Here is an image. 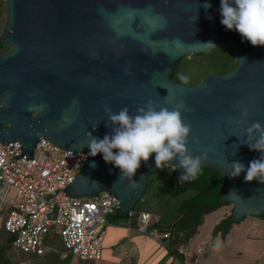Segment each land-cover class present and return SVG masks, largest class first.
I'll return each mask as SVG.
<instances>
[{
    "label": "water",
    "instance_id": "1",
    "mask_svg": "<svg viewBox=\"0 0 264 264\" xmlns=\"http://www.w3.org/2000/svg\"><path fill=\"white\" fill-rule=\"evenodd\" d=\"M4 7L0 44L8 49L0 55V143L18 141L25 160L40 137L85 151L66 193L110 192L122 215L157 169L155 153L131 180L120 179V169L102 153L90 155L87 143L90 135L112 133L106 105L114 113L128 107L135 115L152 100L179 108L191 125V154L224 180L219 202L230 205V216L210 234L220 230L222 239L229 222L264 217V183L246 182V171L231 175L234 161L246 169L264 156L251 147L264 132V46L221 24L220 0H4ZM212 48L233 49L237 59L230 71L207 73L193 84L173 78L182 57ZM178 165V156L167 165L177 178L184 173Z\"/></svg>",
    "mask_w": 264,
    "mask_h": 264
},
{
    "label": "built area",
    "instance_id": "2",
    "mask_svg": "<svg viewBox=\"0 0 264 264\" xmlns=\"http://www.w3.org/2000/svg\"><path fill=\"white\" fill-rule=\"evenodd\" d=\"M19 147L18 141L0 143V226L12 235L11 246L38 257L48 249L43 238L53 233L64 249L62 257L99 259L102 228L117 200L107 191L87 196L65 191L87 153L61 149L40 137L25 160ZM147 220L148 213H141L138 231Z\"/></svg>",
    "mask_w": 264,
    "mask_h": 264
},
{
    "label": "clouds",
    "instance_id": "3",
    "mask_svg": "<svg viewBox=\"0 0 264 264\" xmlns=\"http://www.w3.org/2000/svg\"><path fill=\"white\" fill-rule=\"evenodd\" d=\"M204 7L207 9L211 5L206 2ZM220 14L222 17L220 22L226 29L237 31L242 40L250 42L253 46H264V0H220ZM105 112L108 115V123L110 122L113 126L112 133L106 134L103 139L90 135L87 143L90 148L89 154L96 156L102 153L105 162L112 163L120 169V179L128 177L131 180L141 167V161L147 163L153 153H155L156 168L161 170L178 156V166L184 169V173L178 178L179 182L196 180L202 174L201 157L193 156L187 147L191 125L184 122L179 108L170 110L148 100L144 107L137 109L135 115L130 114L128 107L114 113L106 105ZM261 144H264V132H261L257 146H250L264 153V147H261ZM231 165L233 177L246 171L244 177L246 182L258 180L264 183V156L250 161L246 169L240 161H234ZM92 166L95 167V164L93 163ZM139 225L138 218L134 229L143 234L144 229L142 232L137 230ZM156 233L152 230L146 232V235L161 245L166 244L171 236L170 232H165L166 236L163 233L162 238H156ZM217 234L214 233V236ZM189 239L190 237L187 241ZM181 246L182 242L176 246L175 251L176 254L184 256Z\"/></svg>",
    "mask_w": 264,
    "mask_h": 264
},
{
    "label": "trees",
    "instance_id": "4",
    "mask_svg": "<svg viewBox=\"0 0 264 264\" xmlns=\"http://www.w3.org/2000/svg\"><path fill=\"white\" fill-rule=\"evenodd\" d=\"M2 9L5 12L4 0H0V16ZM7 49L0 44V55ZM236 59L231 48H212L205 52L182 57L175 64L172 76L184 84H193L207 73L230 71L236 64ZM201 168L202 174L198 179L184 183L179 182L169 166L162 170L155 169L147 176L145 189L129 212L118 215L117 207H115L106 216L107 223L105 225L118 223L117 225L135 228L140 213L146 212L149 214V219L144 227V232L152 230L162 234L170 232L168 243H163L164 246H162L167 247L171 254L178 256L179 254H176L175 251L176 246L181 242H186L192 236L195 228L201 224L203 214L210 213L222 205H228L219 202V193L224 186L223 178L212 168L202 166ZM227 216H230V210L215 225ZM256 218L264 220V217L261 216ZM232 223L234 222H229L225 232L228 231ZM105 225L102 228V239ZM215 233L220 234V230H216ZM11 239L12 235L0 226V264H102L101 258L82 260L69 253L62 257L64 249L59 238L53 233L46 234L43 238L48 249L39 257L13 248ZM132 258L134 257L131 256Z\"/></svg>",
    "mask_w": 264,
    "mask_h": 264
},
{
    "label": "rangeland",
    "instance_id": "5",
    "mask_svg": "<svg viewBox=\"0 0 264 264\" xmlns=\"http://www.w3.org/2000/svg\"><path fill=\"white\" fill-rule=\"evenodd\" d=\"M4 17L5 12L2 9L0 26L3 24ZM58 155L59 153H55V156ZM229 210L230 205H222L210 213L203 214L201 224L192 233L191 242L182 243V247H187L189 250V258L192 259L193 256L198 255L195 264H264V220L262 218L246 216L237 223H232L230 231L225 232L222 239L220 234L215 236L210 234L214 225L224 214H228ZM117 224H107L104 227L105 233L101 242V263L129 264L128 256L136 252L133 245L134 237H138L142 241L139 250L143 252L142 257L146 255L142 262L147 263L149 259L147 253L156 245L149 237H147L149 240L145 239L147 231L143 235L134 228ZM129 232L131 234L127 235ZM155 236L156 238L163 237L162 233L158 232ZM125 237L126 240L123 241ZM142 239L145 240V243ZM196 246L200 248L198 254L193 253L196 251ZM124 250L125 253H122ZM159 250L160 248L155 247L149 256L157 255Z\"/></svg>",
    "mask_w": 264,
    "mask_h": 264
},
{
    "label": "crops",
    "instance_id": "6",
    "mask_svg": "<svg viewBox=\"0 0 264 264\" xmlns=\"http://www.w3.org/2000/svg\"><path fill=\"white\" fill-rule=\"evenodd\" d=\"M229 231L230 230H228L227 232H229ZM250 233H253V232H250ZM129 234H131V232H129L127 235H129ZM192 238H193V235H192V237H190V239L187 241V243L191 242ZM223 238H224V235H223ZM145 239L149 240L147 238V236L145 237ZM124 240H126V237L123 239V241ZM143 242L145 243V240H143ZM154 242L156 243V245L153 248H151L149 253H147L148 258H149L148 262L147 263L146 262L143 263L142 259H145L146 255L142 257L143 252H142V250H139L140 246H142V241L140 240V238L134 237L133 238V243H134L133 245L135 246L134 250L136 252H135V254L128 256V259H129L128 263L129 264H195L196 259H198V255L193 256L192 259L189 258V255H188L189 254L188 253L189 250L187 249V247H183L184 256H181V255L176 256L174 254H171V252L168 250L167 247H163L164 244H162L163 245L162 246L159 242H156V241H154ZM166 243H168V242H166ZM155 247L160 248L159 252L157 253V255L149 256V254L151 253V251ZM198 251H200V248L198 246H196V251L193 252V253H197L198 254ZM122 253H125V250ZM131 256H133L134 258L131 259ZM190 262H193V263H190Z\"/></svg>",
    "mask_w": 264,
    "mask_h": 264
}]
</instances>
